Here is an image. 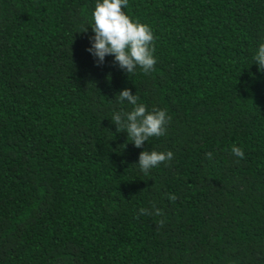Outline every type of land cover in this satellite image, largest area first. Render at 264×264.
<instances>
[{
  "label": "trees",
  "instance_id": "16d2710c",
  "mask_svg": "<svg viewBox=\"0 0 264 264\" xmlns=\"http://www.w3.org/2000/svg\"><path fill=\"white\" fill-rule=\"evenodd\" d=\"M94 7L0 0V264H264V0H128L157 60L130 75L87 51ZM124 89L164 136L117 132Z\"/></svg>",
  "mask_w": 264,
  "mask_h": 264
},
{
  "label": "clouds",
  "instance_id": "9594fccd",
  "mask_svg": "<svg viewBox=\"0 0 264 264\" xmlns=\"http://www.w3.org/2000/svg\"><path fill=\"white\" fill-rule=\"evenodd\" d=\"M128 6V0H95L92 12V32L89 37L90 47L87 49L98 65L105 62L106 57H113L114 65L127 74H133L137 68L144 74L150 73L157 63L153 47L154 33L150 25L133 19L123 11ZM85 27L83 31L86 32ZM253 63L264 73V43H260L255 51ZM118 103L131 105V110L114 111L111 121L116 125L117 132L123 129L127 133V140L136 148H142L152 137L164 136L171 117L163 109L149 111L145 104L139 103V97L129 89L118 93ZM233 155L243 158L244 151L232 145ZM212 158V153H208ZM174 158L172 151L144 150L139 154L138 168L147 173L161 163ZM170 199H176L174 195ZM141 209V214H144ZM156 215H160L159 210ZM163 223V221H161Z\"/></svg>",
  "mask_w": 264,
  "mask_h": 264
}]
</instances>
